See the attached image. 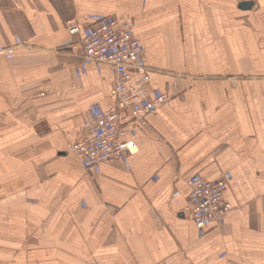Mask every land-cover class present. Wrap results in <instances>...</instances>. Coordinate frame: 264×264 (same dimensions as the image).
Masks as SVG:
<instances>
[{
  "label": "crops",
  "instance_id": "0c3cea01",
  "mask_svg": "<svg viewBox=\"0 0 264 264\" xmlns=\"http://www.w3.org/2000/svg\"><path fill=\"white\" fill-rule=\"evenodd\" d=\"M108 15L173 98L127 124L136 153L86 167L70 145L117 76L80 41ZM0 43V264H264V0H0ZM194 174L233 206L203 237Z\"/></svg>",
  "mask_w": 264,
  "mask_h": 264
},
{
  "label": "built area",
  "instance_id": "2783aa9c",
  "mask_svg": "<svg viewBox=\"0 0 264 264\" xmlns=\"http://www.w3.org/2000/svg\"><path fill=\"white\" fill-rule=\"evenodd\" d=\"M67 26L71 35L80 34L81 26L75 20H69ZM134 28L135 20L131 16L108 15L87 27L80 41L83 60L106 63L117 76L110 90L114 105L87 120L80 128L78 139L70 145V152L83 166L97 167L136 153L138 145L128 138L127 124L134 122L138 127H146L147 115L173 98L167 91L152 92L153 74L145 63V49ZM13 52V47L0 43V55ZM187 183L190 187L187 210L198 235L203 237L210 225H221L233 209L224 200L228 181L225 177L210 180L194 174Z\"/></svg>",
  "mask_w": 264,
  "mask_h": 264
},
{
  "label": "water",
  "instance_id": "95a60500",
  "mask_svg": "<svg viewBox=\"0 0 264 264\" xmlns=\"http://www.w3.org/2000/svg\"><path fill=\"white\" fill-rule=\"evenodd\" d=\"M240 6L245 9L251 8L253 6V1H244Z\"/></svg>",
  "mask_w": 264,
  "mask_h": 264
}]
</instances>
